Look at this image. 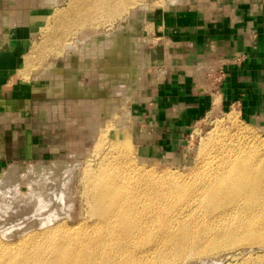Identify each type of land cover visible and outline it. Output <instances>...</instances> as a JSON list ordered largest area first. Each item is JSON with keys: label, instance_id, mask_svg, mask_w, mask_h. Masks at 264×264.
<instances>
[{"label": "bare ground", "instance_id": "obj_1", "mask_svg": "<svg viewBox=\"0 0 264 264\" xmlns=\"http://www.w3.org/2000/svg\"><path fill=\"white\" fill-rule=\"evenodd\" d=\"M46 1L15 0L16 5L21 2L28 8L36 4L39 9L45 6ZM136 5L145 9L147 3L144 0H68L65 7L55 9L51 22L43 28L41 42L30 44L28 51L22 55L17 73L20 78L28 80L33 74L29 73L30 65L44 46L51 47V50L54 48V51L64 49V53L66 52L65 57L62 56L69 60L71 68L64 71L72 80L73 77L76 78V84L47 86L46 90L49 95L59 93L79 97L75 106L69 104L68 109L83 111L86 108L87 112L90 111V114L84 115L83 124L85 131H88L91 153L85 158L81 171L78 170L83 184L80 197L86 203L87 210L84 216L78 215L79 220L70 226L66 221L56 224L49 222L52 216L71 218L70 205L67 206L64 202L61 207L59 203V206L54 204L58 208L54 214L52 208V216L48 214L50 218H40L38 215V219L33 215V210H28L32 213L26 212V208L35 203L39 210L42 206L51 208L46 200L41 201L47 187H44V179L36 172L43 167L47 168V165L38 162L39 164H32L27 174H20L17 165L10 164L9 169L0 174V207L6 200V203L12 204L25 202L29 205H24L25 216L28 218L32 214L36 220L30 217L32 220H25L23 227L19 224L21 233H16L15 229L8 234L17 236L16 240L0 239V264H181L186 256L200 258L216 255L237 244L251 245V238H256H244L241 234L244 230L235 224V219H238V223L240 218L250 215L251 210L264 209V135H259L254 131L255 128L252 130L241 126L234 115H229L227 126L216 125L205 139L202 158L196 165L197 171L195 167L187 173L188 176L169 170L158 174L153 166L144 165L143 158L135 160L132 157L129 150L130 139L127 136L131 122L126 115L118 116L113 123V118L117 115L113 113L114 107L111 110L107 108L111 103L109 98L101 99V104L97 106L94 102L96 100L87 98L89 94L95 93L98 86L108 89L109 95L129 92L134 83L139 84L137 73L143 58L141 59L140 43L136 41L135 45L132 35H123L126 27L131 28L130 24H118L113 34H99L96 40L91 37L92 41L76 37L78 28L84 25L85 29L88 28L86 26L98 27L103 21L107 22L125 11L130 13ZM13 8L8 10L0 6V33L3 35H6L5 28H12L17 19H20ZM23 16L21 20L28 25L41 20L39 18L43 14ZM101 58L103 61L100 67L98 62ZM66 66L69 67L68 64ZM50 70H44L45 77L50 81H58L60 72L50 73ZM88 72L100 79L98 85L92 86L88 81L85 84L80 81V74L83 73L85 77ZM117 82L123 84L119 85ZM54 106L42 107L46 113L43 115L49 116L56 109ZM102 108L108 109L103 118ZM59 109L61 110L60 107ZM42 113L40 112L41 115ZM69 118H72L70 120L73 123L64 126L76 130L80 118ZM113 128L118 133L114 138L111 137ZM82 154L71 149L68 153V158L71 159L50 166L46 172L48 179L58 180L65 185L73 166V157L78 158ZM78 163L75 165L80 166L81 163ZM20 183L26 184V192L19 191L22 186ZM42 184L43 190L38 191ZM54 189L57 190L56 187ZM13 192L14 196L11 194ZM58 197L61 199V194ZM22 210L17 214L23 213ZM14 212L17 215L15 210ZM21 216L19 215L21 219H17L26 218L23 216L22 219ZM232 217L234 225L230 222ZM6 220L9 218L5 222ZM201 260V264H219L215 259Z\"/></svg>", "mask_w": 264, "mask_h": 264}, {"label": "rangeland", "instance_id": "obj_2", "mask_svg": "<svg viewBox=\"0 0 264 264\" xmlns=\"http://www.w3.org/2000/svg\"><path fill=\"white\" fill-rule=\"evenodd\" d=\"M0 1H1L0 6H2L5 9H8V10H11V8L15 7V9L14 8L13 9L15 10V12L17 11L18 15H20L19 16L20 19L19 20L17 19V21L14 23L15 25H13L12 28H5L4 29V33H6V35H3L2 33H0V45L5 44V42L2 40V36H7L8 32L11 29L25 26L26 27L25 37L22 41L17 42V43H21V44H19L21 47L19 54L21 56H22V54L24 55L28 51L29 47L31 45H33L35 42H41V39H42L41 34L43 31V28L46 26V24H49L51 22L52 16L55 12V9L65 7L67 2H68V0H53L54 2H52V0H47V1L45 0L46 4L44 7H40V9H41L40 10L38 8V6H36V4L34 6H29L28 8H26L23 6V4L21 2L20 3L18 2L16 5L15 0H0ZM34 1L38 2L41 0H34ZM144 1L147 3V6L149 5L148 7L146 6L147 8L145 7V9L144 8L141 9V8H139L140 7L139 5H136L130 11V13H129V11H128V13H127V11H125L121 15H119V16L117 15L113 19H111L109 21L107 20V22L103 21L102 24L101 23L98 24V27L97 26L96 27L95 26H91V27L86 26L88 28L85 29L84 28L85 25H84V26H82V28L81 27L78 28V30H77L78 32H76V34H75L76 37L79 36V38H83L87 41H92V39L96 40L98 38L99 34L109 35L111 32H112L111 34H113L115 29L118 27V24H120L122 26H126L127 24H130L132 29L129 27H126V29L123 30V35H125V36L132 35L131 38L134 39L133 44H135V45H136V41L138 43H140L139 46H140V50H141L140 51L141 52V59L143 58L140 71H138V73H137V79L139 81V84L134 83L135 85L133 84V87L130 89L129 92L127 91V92H122L119 94L118 93H112L109 95L108 89L105 90V89H102L100 86H98V87H96L97 90L95 89V93H92V95L89 94L87 98L92 100V101L96 100V101H94L96 106L98 104L99 105L101 104V99L104 100V99L109 98L111 103H110L109 107H107V108L109 110H111L114 107L113 113L117 115V116L115 115L116 117L113 118V123L116 121V118L118 116L123 115V114L126 115V117L131 122L130 132L127 133V136L130 139V141H129L130 149L129 150L131 152L132 157L135 158V160H137L136 158L139 159V157L143 158L144 159V161H143L144 165L146 167L153 166L156 173H158V174L163 172V170H169L172 173H178L181 175L183 174L182 176H188L187 173H189L192 169H194L195 167H196L195 171H197V169H198V167L196 165L200 162V160L202 158L203 153H201V152H204V151H202V150H204L202 147L205 143V139L207 137H209V133L216 127V125H222L223 127L224 126L226 127L229 115H234L237 122H239V124L241 126L251 128L252 130H254V128H255L254 131L260 133L259 135H261V136L264 135V123L249 119L247 117V115L242 111V106L238 105L237 103L221 102V100H220L221 94L219 92H217L219 90V87H216V86L222 81L223 76H224V72L220 73L218 70L212 69V70H209V72L207 73V77H209L211 79V89L210 90L213 93V96L211 94L210 95L213 99V104L210 107H208L207 110H204V111H202V113H199L194 119H192L190 121L189 126L185 129H183L184 130V131H182L183 135L180 138L179 146L177 148L178 151L175 153L174 158L172 160L166 159V157L162 156V153H160L159 150H152L151 149V146H150L151 145L150 141L152 139L151 135L156 134L157 131H149V129L152 128L151 125L153 123H155V122L157 123V120L155 118H156L157 113L162 111V107L160 104H156V103L151 102V98L157 95V89H158L157 86L159 85V81H160L159 80L160 78H158V77H159L160 73L155 72V71H158L159 69L153 67V66H155L154 63H150L149 58H148L149 57L148 56L149 51L151 50V47L153 45H158V43H160L161 41L166 43V41L161 40L159 38V36H161L159 33L168 32L167 31L168 29L167 28L165 29V26L168 24L167 18H166V17H168V13L173 12V13H178V14L183 15L184 12L187 11L188 9H194V11H196L197 7L200 6V0H184V1L183 0H181V1L180 0H175V1L170 0L171 2L169 0H144ZM37 2H35V3H37ZM49 3L52 6H50ZM54 4H57V5H54ZM51 11H53V12H51ZM31 12L35 13V14H43V16H41L39 18L41 20H37L38 22H35L34 24L26 25V23L23 22L21 20V18L23 16V14L28 16L29 14H32ZM23 18H24V16H23ZM103 23H104V25H103ZM158 26H160V31H161L159 33L157 31ZM87 29L89 30L88 32L86 31ZM91 29L92 30L97 29V30L92 31ZM79 30H81V31H79ZM95 32H96V34H94ZM82 33L83 34L85 33L84 34L85 37ZM90 33H92L93 35L91 34V36H90L89 35ZM91 37H92V39H91ZM137 38H138V40H137ZM133 44H132V46H135ZM52 50H51V47L47 48L44 46L42 51L33 59L31 65H30V69H29V73H33V74L30 76V78L28 80L30 82H33L35 84V86L37 87L36 100L38 102L36 103V105L40 104L38 106V111L40 110L38 114H40V112L41 113L43 112L42 115L41 114L40 115L45 116L46 113L44 112L45 111L44 108L48 107V105L49 106L55 105L54 108H56V109H53L54 113L52 112L49 116H47V117L45 116L50 121L49 122L50 128H49V131H44V132L48 133V141L54 143L49 148L51 153L54 154V156L53 157L46 156V157H44V158L42 157L40 159L32 157V158L27 159L25 162L18 163V164L15 163L17 165V170L20 174H27L28 171L30 170L32 164L42 163L44 165H47V168L41 167L42 168L41 170H37V171L35 170V171L37 172V174L39 173V175H41L40 177H42L44 179L42 181H44V185H45L44 186L42 184L41 188L38 189V191L39 190L42 191L43 186L45 188L47 187V189H45V191L49 190V188L51 189V190L47 191V193L45 191H44V193L41 192L45 196L44 197L42 194V197H44V198H41V201H42V199L46 200V202L48 204H50L51 208H49L48 207L49 205L47 204V207L49 209H47L46 206L45 207L42 206L43 208L42 207L41 208L43 210L41 208H40L41 210H39V208L37 206H35L36 203L34 204V206H35V208H38V209H35L33 204L32 205L30 204V206L25 204V202H19L20 205H19V203L18 204H12L10 202L6 203V201H8V200H6L3 204V206L0 207V225H1L0 226V239L1 240H3V239L4 240H10V241L16 240L17 236H13V235L9 236L8 234L13 233L15 229H17L16 233H21V231H22L21 227H23L24 223L27 220L31 219L32 217L35 219L34 216H37V218L39 216H41L40 218L45 217V216L49 217L50 215L52 216V212L50 213V211H52L54 209V211H53V214H54L56 212V208H58L55 206L58 205V203L60 205V206L58 205L59 207H61L63 205L62 202H64L65 205H67V206L70 205L69 206V209H70L69 212H71L70 215H72V216L70 219H66L65 216H59V217L57 216V218L55 216H52L50 221H49V222H51L50 224H56V223H59L62 221H66L69 226L73 225L74 223H76L79 220V218H80L79 216L85 215V211L87 210V208L85 207L86 203L84 202L83 198L80 197L82 194V191H83L82 190L83 184L81 182V172L79 173V171H81V168L85 163V158H88L90 153H91L90 152V140L87 139V136H88L87 132L88 131H85L86 129H85V126L83 124L84 117H85L84 115L90 114V111L87 112L86 108L83 111H79L77 109H71V110L68 109L69 104H70V106L71 105L75 106V101L78 100L79 97L74 98V97H70L69 95H67L68 96L67 97L65 94H59V93L58 94L51 93L49 95V93H48L49 91L46 90L47 86L61 87L64 84H71V83L76 84V82H75L76 78L74 79V77H73V80H72L71 76L67 75L66 71H64V69H66V68L67 69L71 68L69 60H66L63 58V56L65 57V55H66L65 54L66 52L64 53V49H61V50L55 49V51L59 52L57 54L55 53L54 48H52ZM19 58H21V57H19ZM102 61H103V59L101 58L98 62L100 67L102 66ZM67 64L69 65V67L66 66ZM52 65H54V66L52 67ZM142 66H143V69H142ZM49 68L54 69V70H50ZM198 68H199V70H197ZM201 68L203 70L200 69V67L194 68V71L196 72V75L199 78H203L204 77L203 73H205L204 72L205 68L202 66H201ZM43 69L45 71L50 70V73L53 71L60 72V74H59L60 79H58V81H53V80L50 81L49 79H47L45 77V74H44L45 71ZM59 69H61V70H59ZM42 71H43V73H42ZM40 72L42 74H40ZM65 73H66V75H65ZM93 75L94 74H90L88 72V73H86V76L84 77V74L81 73L80 74V76H81L80 81L83 82L84 84L88 81V83H90V85H92V86L98 85L100 82V79L99 78L96 79ZM220 76H221V79L219 80ZM166 77L162 76L163 79H165ZM49 78H51V77L49 76ZM52 78H53V76H52ZM87 78H88V80H87ZM24 80H26V79H24ZM117 84L122 85L123 83L117 82ZM98 92H99V94H98ZM130 93H131V95H130ZM80 95L84 96V94H82V93ZM60 100H61V102L59 103ZM66 100H67V102H66ZM72 100L74 101V103ZM215 100H217V103H214ZM42 107H44V108L42 109ZM59 107L61 108V110L59 109ZM107 108H102V111H101L102 118L104 116H106L107 111H108ZM115 109H116V111H115ZM55 110H57L58 112ZM44 113H45V115H43ZM66 114H67V116H66ZM40 115H38L40 120L42 122H45L44 118L41 117ZM69 115H71V116H69ZM75 116L80 118V123L77 125L78 130L77 129L76 130L67 129L66 126H64V125H68V124L70 125L71 123H73V121L70 120L72 118H69V117H75ZM67 118H69V119H67ZM145 130H148V131H145ZM117 134L118 133L115 131L114 128L111 129V137L112 138H114ZM71 149L73 152L77 151V152H81L83 154L78 158L73 157L72 163H71V164H73V166L71 167L72 169H70V175L68 177V180L66 181V184L62 185L60 182H58V180L57 181L49 180L48 179V173H46V172H48V169L50 168V166L53 163L55 164V163H58L62 160L71 159V158H68V153ZM78 162L81 164H79ZM77 163L80 166H76L75 164H77ZM12 164H14V163H12ZM8 167L5 168L4 170L9 169ZM47 181H48V183H47ZM49 181L51 183H49ZM20 184H22V186L20 187L19 191L26 192L28 190V187H26V184L25 183H20ZM50 184H52L53 186ZM55 187L57 188V190L54 189ZM51 191H52V195L53 194H55V195L52 196ZM11 194L14 196V192ZM48 194H50V195H48ZM60 194H61V199L63 198L62 200L60 199V197H58V196H60ZM51 196L55 197V198L52 199ZM46 197L48 200L51 199L52 201L53 200L54 201L52 202L50 200L51 203H49V201L46 199ZM56 198H59L60 201ZM44 200H43V202H44ZM46 202H44V203L46 204ZM81 202H82V204H81ZM54 204H56V205H54ZM24 205H25V207L29 206L28 208H26V212L32 213V211H28V210H33L34 216L32 214H31L32 216L30 214H28V215H30L31 218L29 216H28V218L25 216L26 212H24L25 211ZM18 206L20 207V210L24 209V210H22L23 213L21 212V214H17V212L20 213ZM30 207H32L34 209H32V208L30 209ZM44 208H46V209L44 210ZM16 209H18L19 211ZM14 210L16 211V214L18 215V217H17V215H15ZM34 210H35V212H34ZM38 210L40 213L38 212ZM9 214H11L10 215L11 217L9 216ZM12 214H14L15 216L14 215L12 216ZM22 214H24V215H22ZM48 214H49V216H48ZM19 215L20 216L22 215L21 216L22 219H23V216L26 218H24L23 220H19V219H21L19 217ZM77 217H78V219H77ZM4 218L5 219L9 218V220H6L7 222H5ZM11 218H13V219H11ZM17 218H19V219H17ZM72 219H74V221ZM236 220H238V219H235V224L238 227L243 228V230H244L241 232V234L244 238H247L249 236L256 237V238H254V240L251 238V245L250 244H244V243L237 244V246H235L234 248H228L224 251L219 252L216 255H210L207 257H200V258L196 257L195 258L194 256H186L183 259V262L181 264H201V262H202L201 259H208L207 261H212V259H215V260L219 261V264H264V209L251 210V214L245 215L242 218H240V222L237 223ZM230 222H231V224L234 225V217H232ZM19 224L21 225V227H19L20 226ZM19 229H20V231H19ZM4 231H5V233H3ZM5 237H8V239Z\"/></svg>", "mask_w": 264, "mask_h": 264}, {"label": "crops", "instance_id": "obj_3", "mask_svg": "<svg viewBox=\"0 0 264 264\" xmlns=\"http://www.w3.org/2000/svg\"><path fill=\"white\" fill-rule=\"evenodd\" d=\"M210 1L215 15L203 6L183 15L169 12L168 32L157 29L166 43L149 51V61L160 73L151 102L162 107L149 129L157 131L150 146L169 160L178 151L183 129L213 104L209 70L224 72L216 86L221 102L237 103L249 119L264 123V0ZM25 31V26L11 29L0 45V173L32 158L34 143L44 133L39 130L37 87L17 73L22 57L17 42ZM199 66L205 68L203 78L194 71Z\"/></svg>", "mask_w": 264, "mask_h": 264}, {"label": "flooded vegetation", "instance_id": "obj_4", "mask_svg": "<svg viewBox=\"0 0 264 264\" xmlns=\"http://www.w3.org/2000/svg\"><path fill=\"white\" fill-rule=\"evenodd\" d=\"M209 1V0H208ZM208 1L207 0H200V6L199 7H201V6H203V8L205 9H207V11H209V13H212V15H215V11H216V9H215V4L214 3H208ZM211 1H213V0H211ZM210 1V2H211ZM206 3H208V4H206ZM190 10H194V9H188L187 11H185L184 13H188ZM213 19V21H214V17H212ZM131 21V20H130ZM40 104H38V106H39ZM40 115V114H39ZM41 116V115H40ZM41 117H43L44 118V120H45V122H42L41 120H40V118H39V120H40V124H41V128L39 129V130H42V131H49V120L48 119H46L44 116H41ZM54 143L53 142H49L48 141V133L47 132H44L41 136H38L37 137V142H36V144L34 143V145L36 146V153H34L33 154V156L32 157H34V158H44V157H46V156H50V157H53L54 156V154H52L51 153V151H50V146H52ZM56 154V153H55ZM22 162H25V161H18V162H15V163H22Z\"/></svg>", "mask_w": 264, "mask_h": 264}, {"label": "built area", "instance_id": "obj_5", "mask_svg": "<svg viewBox=\"0 0 264 264\" xmlns=\"http://www.w3.org/2000/svg\"><path fill=\"white\" fill-rule=\"evenodd\" d=\"M218 71H219L220 73H223L221 69H218ZM220 79H221V76H220L219 80H220Z\"/></svg>", "mask_w": 264, "mask_h": 264}]
</instances>
